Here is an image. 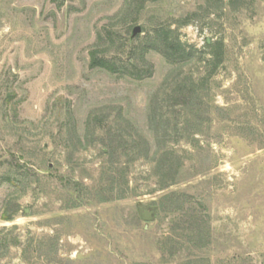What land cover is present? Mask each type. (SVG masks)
Instances as JSON below:
<instances>
[{"label":"rangeland","instance_id":"obj_1","mask_svg":"<svg viewBox=\"0 0 264 264\" xmlns=\"http://www.w3.org/2000/svg\"><path fill=\"white\" fill-rule=\"evenodd\" d=\"M229 2L0 0V231L19 240L0 247V264H185L188 250L163 262L158 248L172 216L158 203L172 191L193 196L210 215V243L192 250L204 260L196 264H264V0ZM191 13L180 39L204 56L205 45L221 40L224 62L192 124L174 135L183 138L161 144L178 152L183 167L180 182L157 190L155 162L122 151L137 133L151 140V96L182 75L197 77L201 63L180 70L150 51L153 74L135 80L91 68L89 55L97 30L119 32L113 51L123 56L135 26L143 36ZM117 124L132 138H114L120 152L111 158L103 154L106 131L113 138ZM105 167L127 168L128 184L116 188L119 199L100 202L108 195ZM140 206L156 209L153 221L141 220Z\"/></svg>","mask_w":264,"mask_h":264},{"label":"trees","instance_id":"obj_2","mask_svg":"<svg viewBox=\"0 0 264 264\" xmlns=\"http://www.w3.org/2000/svg\"><path fill=\"white\" fill-rule=\"evenodd\" d=\"M232 1L230 0L229 3H233ZM139 10L135 11V13H138ZM194 14H189L180 21V24L174 27L171 23L160 22L151 27V29L143 30L145 32L143 36L138 35L132 39L130 36L126 37L127 50L123 56H118L113 51L115 46L121 44L122 35L119 32L102 28L96 31L95 42L89 55V66L91 68H100L110 74L127 76L135 80H141L153 74V65L145 60V55L150 51L158 53L167 63L176 66L180 70L196 59L201 63L202 72L197 77L182 75L181 78L175 80L173 85H171L172 87L169 89L168 87H160L159 91L151 96L147 114L151 140L147 136L138 133L132 138L131 134L121 129L118 124L117 133L112 135L113 138L110 136L111 128L106 131L109 144H105L107 150L103 154L111 158L116 157L120 150L119 146H113L114 140L118 139L119 144H123V142H126L123 140L124 136L132 138L130 140L132 149H128L129 152H125L124 149L122 155H132L131 159L134 160L154 161L155 164L151 172L156 177L157 190H163L180 182V172L183 167L182 159L178 152L171 147L162 148L161 144L164 142L175 143L178 139L183 138L181 135L175 138L174 135L184 132L186 127L192 124L194 112L204 104L203 99L206 96L204 92L209 90L208 85L211 78L224 62V44L221 40L205 45L209 52L208 56H204L205 53L196 48L195 45L188 44L180 39V25H187L190 22V17ZM136 19L137 17L132 21H136ZM170 107L172 108V116L168 115V108ZM196 107L197 110H194ZM163 108H167V110L163 111ZM177 109L184 112L182 115L183 121L181 118L180 120L177 118ZM121 122L124 123L125 121L121 119ZM90 125L91 120L88 118L85 126L89 129ZM150 141L156 145L153 151ZM127 171V168L124 170L111 167L103 168L102 175L106 177L105 181L107 183V192L105 193H108V195L101 194L100 202H107L121 197L122 192L120 190L116 195L114 193L117 191V187L127 186L128 180L124 177ZM115 173L120 174L121 183L117 181L114 176ZM206 210L207 208L202 202L186 193L172 191L161 196L158 203V212L172 215L170 231L158 241L160 257L163 262L166 256H175L183 249L188 250L193 257L185 264H196L199 261H204L196 257L192 250L204 249L210 243V215ZM11 219L12 216L3 217V220ZM5 230L6 228L4 227L0 231V247L9 249L11 246H18V234L9 238L8 233L3 235ZM6 231L9 232V229ZM32 242H34V239L29 238V247ZM31 251H34V249L32 248ZM205 263L209 264V261L205 260ZM28 264H33L32 260H28Z\"/></svg>","mask_w":264,"mask_h":264},{"label":"water","instance_id":"obj_3","mask_svg":"<svg viewBox=\"0 0 264 264\" xmlns=\"http://www.w3.org/2000/svg\"><path fill=\"white\" fill-rule=\"evenodd\" d=\"M141 32L140 26H135L131 33V39L134 38L137 34ZM207 43H209V39H206ZM155 208H148L147 206H140L139 207V215L141 220L148 223L154 220L155 218Z\"/></svg>","mask_w":264,"mask_h":264}]
</instances>
